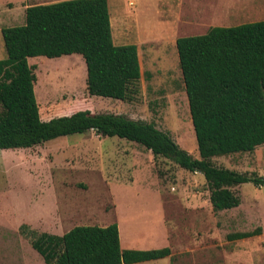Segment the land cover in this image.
I'll use <instances>...</instances> for the list:
<instances>
[{"label":"rangeland","instance_id":"374dc122","mask_svg":"<svg viewBox=\"0 0 264 264\" xmlns=\"http://www.w3.org/2000/svg\"><path fill=\"white\" fill-rule=\"evenodd\" d=\"M58 1L0 0V59L7 57L2 28L26 23L27 2ZM108 1L114 42L138 46L142 76L136 94L131 100L91 95L80 54L31 57L40 76L35 91L42 118L84 109L124 114L154 122L199 158L176 41L214 26L264 20V0ZM213 160L264 175V144ZM235 189L241 204L215 211L202 173L93 130L0 149V264H46L32 245L35 234L115 222L123 249L172 250L168 257L135 264H264V187L245 183ZM255 230L248 238H229Z\"/></svg>","mask_w":264,"mask_h":264},{"label":"trees","instance_id":"16d2710c","mask_svg":"<svg viewBox=\"0 0 264 264\" xmlns=\"http://www.w3.org/2000/svg\"><path fill=\"white\" fill-rule=\"evenodd\" d=\"M7 57L0 59V149L26 148L93 130L127 139L180 167L200 172L215 211L238 207L235 189L264 187V175L218 166L214 157L252 152L264 144V20L214 26L206 34L176 41L200 157L182 148L154 122L90 109L44 120L35 87L40 80L31 57L80 54L91 95L131 100L141 78L138 46L116 44L108 0H61L28 6L26 23L4 27ZM25 225L22 227L24 231ZM236 232L230 239L254 236ZM33 247L46 264H135L171 255L170 247L121 246L118 223L78 225L58 235L35 234Z\"/></svg>","mask_w":264,"mask_h":264},{"label":"crops","instance_id":"0c3cea01","mask_svg":"<svg viewBox=\"0 0 264 264\" xmlns=\"http://www.w3.org/2000/svg\"><path fill=\"white\" fill-rule=\"evenodd\" d=\"M31 5H35V4H31L30 2H27V4L25 5V9H27L28 6H31ZM139 53V52H138ZM31 58H29L30 60ZM30 62V61H29Z\"/></svg>","mask_w":264,"mask_h":264},{"label":"bare ground","instance_id":"6f19581e","mask_svg":"<svg viewBox=\"0 0 264 264\" xmlns=\"http://www.w3.org/2000/svg\"><path fill=\"white\" fill-rule=\"evenodd\" d=\"M71 69V68H70Z\"/></svg>","mask_w":264,"mask_h":264}]
</instances>
